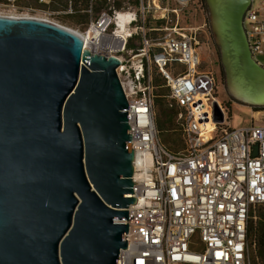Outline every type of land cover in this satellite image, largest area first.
I'll use <instances>...</instances> for the list:
<instances>
[{
  "label": "water",
  "instance_id": "water-1",
  "mask_svg": "<svg viewBox=\"0 0 264 264\" xmlns=\"http://www.w3.org/2000/svg\"><path fill=\"white\" fill-rule=\"evenodd\" d=\"M205 2L227 92L264 107L250 0ZM83 46L55 22L0 14V264H119L127 248L137 168L120 59Z\"/></svg>",
  "mask_w": 264,
  "mask_h": 264
},
{
  "label": "built area",
  "instance_id": "built-area-1",
  "mask_svg": "<svg viewBox=\"0 0 264 264\" xmlns=\"http://www.w3.org/2000/svg\"><path fill=\"white\" fill-rule=\"evenodd\" d=\"M174 1L0 0V14L55 22L79 33L83 48L120 59L137 169L119 264H251L249 221L264 205V122L231 125L216 74L201 67L197 30L178 23L191 0ZM243 26L252 57L264 67V0H250ZM137 36L140 47H130ZM155 77L179 108L182 150L159 137ZM215 104L222 121L214 120Z\"/></svg>",
  "mask_w": 264,
  "mask_h": 264
},
{
  "label": "rangeland",
  "instance_id": "rangeland-1",
  "mask_svg": "<svg viewBox=\"0 0 264 264\" xmlns=\"http://www.w3.org/2000/svg\"><path fill=\"white\" fill-rule=\"evenodd\" d=\"M158 3L170 7L176 6V1L174 0H158ZM7 12L13 13L6 11V13ZM157 15H160V13H157ZM173 17L174 15L171 14V18ZM74 21L76 20L72 19L71 22L68 23L73 26ZM149 23V26H152L153 21L151 20L148 22V24ZM178 23L180 26L187 28L194 27L197 30V36L200 42L199 49L203 62L201 67L203 69H210L216 74L218 92L220 94V97L226 100L229 106L231 114V125L237 127L250 124L252 122H264V109L256 110L254 109V107L242 104L232 98L227 92L225 74L220 61V51L214 41V35L209 25L207 8L204 7L202 0H191L187 7L180 12ZM163 25H167L166 22H164ZM162 90H164L163 92H168V88L166 86L162 88ZM166 98L168 100V97ZM156 114L157 118L159 119L157 109ZM178 122L179 121L176 118V121H172V123L168 125V128L163 133H159L161 141L164 144L168 145L170 148L177 151L182 150L184 147H186L182 126L179 124L177 125Z\"/></svg>",
  "mask_w": 264,
  "mask_h": 264
},
{
  "label": "trees",
  "instance_id": "trees-1",
  "mask_svg": "<svg viewBox=\"0 0 264 264\" xmlns=\"http://www.w3.org/2000/svg\"><path fill=\"white\" fill-rule=\"evenodd\" d=\"M202 2L204 7L207 8L205 0H202ZM164 22L165 19H159L158 23L163 25ZM149 25L150 23L148 24V26ZM138 39H140L139 36L135 37L130 42L129 46L140 47L138 43H134L135 40ZM154 82L157 87L156 109L158 110L159 115L158 119L156 114L157 129L159 133H163L168 128V125L172 123V121H176L179 108L175 105L171 106L169 104V101L166 98V95L169 92V88L166 86L168 88V92H163L164 90H162V88L165 87L163 80L159 77H155ZM254 109H264V107H254ZM178 124L180 125L179 122L177 123V125ZM172 150L177 151L174 149ZM248 235L251 244V264H264V205L257 206L255 208V217H251L249 221Z\"/></svg>",
  "mask_w": 264,
  "mask_h": 264
},
{
  "label": "bare ground",
  "instance_id": "bare-ground-1",
  "mask_svg": "<svg viewBox=\"0 0 264 264\" xmlns=\"http://www.w3.org/2000/svg\"><path fill=\"white\" fill-rule=\"evenodd\" d=\"M87 46V45H86ZM148 157H150V154H147Z\"/></svg>",
  "mask_w": 264,
  "mask_h": 264
}]
</instances>
